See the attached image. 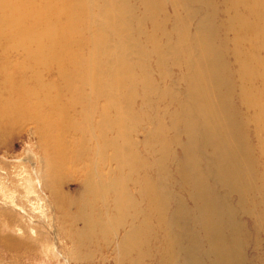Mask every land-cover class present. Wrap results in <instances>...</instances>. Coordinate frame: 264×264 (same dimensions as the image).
<instances>
[{
  "label": "bare ground",
  "instance_id": "bare-ground-1",
  "mask_svg": "<svg viewBox=\"0 0 264 264\" xmlns=\"http://www.w3.org/2000/svg\"><path fill=\"white\" fill-rule=\"evenodd\" d=\"M225 1L229 11H234L240 10L245 0ZM255 1L246 0V13L251 18L246 22L237 13L230 15L231 18L228 17L221 26L212 24L207 14L199 17L197 29L205 30L209 35L206 39H197L180 25L183 22L181 12L189 14L191 11L189 0H0V51L8 49L20 53L16 67L18 80L7 73L6 62V66L0 69L4 85L9 88H5L1 95H12L13 103L10 99L7 102L13 106L12 112L22 115L23 119L26 113L43 111L45 114L47 111L45 116L50 120L58 115L62 122L72 123L71 118L79 113L84 124L72 125L73 134L85 132V138L80 142V137L79 143L93 145L86 152L91 164L86 170L85 186L102 205L104 213L97 216V233L103 241L116 244L120 255L132 256L139 246L138 228L134 225L138 217L137 202L128 187L136 174L130 163L137 160L142 168H147V165L143 166L142 153L133 140V130L141 125V117L146 120L142 113L135 111L136 100L140 98L136 97L138 88L143 87L145 91V82H149L150 95H143L144 103H159L168 98L167 106L176 105L169 115L168 126L162 116L155 119L154 128L150 130L152 140L143 147L155 156L153 170L157 182L162 183L164 174L170 169L165 167L174 163L167 135L174 132L175 143L182 136L181 132L192 140L178 145L184 156L183 165L178 169L184 173L180 175L183 186H194L193 181L197 184L194 175L200 171V160L193 152L197 148L203 161L215 162L217 178L227 186H234L235 193L239 187H243L241 191L247 195L254 190V149H244L236 117L230 115L229 104L217 97L225 85L220 75L226 72V62L223 58L225 49L215 44V37L223 28L225 33H235L237 39L247 41L251 53L240 60L238 53L232 50L231 57L240 65L243 75L255 76L252 73V49L255 46L264 48V0L259 4ZM196 2L200 3L199 0ZM169 7L172 13L167 12ZM258 9L262 15L257 16L254 12ZM169 23H173L172 34L166 32ZM146 25L149 26L147 30ZM173 35L175 47L171 45ZM163 40L166 43H161ZM165 47L172 48L168 55ZM192 49L198 53L194 54ZM154 56H157L156 74L160 78L165 76L167 63L164 60L167 57L171 62L179 60L184 63L186 91L179 95L175 90L159 92V86L148 80L151 74L146 70L147 62ZM51 75L57 76V84L45 82ZM30 78L39 84L30 82L32 86H28ZM24 97L33 105L30 103L24 108ZM259 118L264 123V117L259 115ZM182 122L185 126L180 130ZM200 140L203 151L198 146ZM82 155L85 153L74 154L73 163L79 164ZM94 158L99 162L94 163ZM107 166H113L112 175L106 172ZM145 179L147 190L154 192L156 184ZM26 183L28 190L33 192L30 187L33 182L28 180ZM159 188L161 185L157 190ZM194 196L190 198L200 204L197 211L205 220L208 233L211 228L206 188H201V192ZM162 200L161 196L159 202L163 203ZM83 221L87 220L83 218ZM87 226L89 224L80 228L82 235L85 233L82 229ZM217 264L223 263L218 261Z\"/></svg>",
  "mask_w": 264,
  "mask_h": 264
},
{
  "label": "rangeland",
  "instance_id": "rangeland-1",
  "mask_svg": "<svg viewBox=\"0 0 264 264\" xmlns=\"http://www.w3.org/2000/svg\"><path fill=\"white\" fill-rule=\"evenodd\" d=\"M196 1L189 0L191 11L189 14L181 12L183 22L180 25L197 39H206L209 35L205 30L199 31L196 26L199 17L206 14L215 26L223 25L235 13L243 22L251 19L246 13V0L240 10L234 11H229L225 0H211L210 3L207 0ZM260 1L255 2L259 4ZM167 10L172 13L170 7ZM254 12L257 16L262 15L260 9ZM172 24L166 27V32L171 34ZM148 28L146 25L145 29ZM220 29L216 32L218 37H215V44L225 49L226 74L220 75L225 85L220 88L217 97L229 104L230 115L236 117L242 131L244 149H254V190L247 195L242 193L243 187H239L240 190L235 193L234 186H227L221 178H217L215 162L203 161L197 148L193 152L201 164L199 173L194 175L198 185L193 181L194 186H183L180 175L184 173L178 169L183 165L184 156L178 145L188 144L192 140L189 141L181 132L182 136L175 143L172 138L174 132L167 135L171 141L169 149L174 163L165 167L170 169L164 174L162 183L157 182L153 170L155 156L143 147L152 140L150 130L154 128L155 119L162 116L168 126L169 115L176 105L167 106L168 98L159 103H144L143 95H150L149 82H145V91L143 87L138 88L136 97L140 98L136 100L135 111L142 113L146 120L140 116L142 123L133 130V140L137 150L142 153L143 166L147 165V168H142L137 160H133L130 164L136 174L132 177L134 182L128 187L137 202L138 217L134 225L138 228L139 246L132 256L120 255L116 244L103 241L98 234L97 216L104 214L103 208L85 186L86 170L91 164L86 152L93 145L79 143L80 137V142L85 138V132L73 134L75 129L72 125L77 124L78 127L84 124L79 113L71 118L72 123L62 122L58 115L50 120L45 116L47 111L45 114L43 111L26 113L23 119L22 115L12 112L13 106L7 102L10 99L13 103L12 95H1L5 88H9L4 85L0 71V264H217L218 261L223 264H264V123L259 118V115L264 117V48L253 47L252 73L256 75L247 77L242 74L240 65L232 59L231 54L233 50L243 60L251 53L250 44L237 39L235 33L229 35L223 28ZM171 41L174 46V35ZM161 43L166 42L163 40ZM165 49L167 55L172 50L169 47ZM192 50L194 54L198 53ZM6 54L8 56H4ZM156 59L157 56H154L147 62L146 70L151 74L148 80L159 86V92L175 90L179 95L186 91L188 83L184 76V63L179 60L171 62L167 57L164 60L167 63L165 76L160 78L156 74ZM19 61V52L8 49L0 51V69L6 66V62L7 73L13 75L14 79H17ZM56 77L48 76L45 82L57 84ZM30 82L39 84L30 78L28 86H32ZM30 103L33 105L24 97V108ZM74 110L77 111V108ZM184 126L183 123L179 129ZM198 146L203 148L201 140ZM197 151L199 154H196ZM82 152L85 155H82L84 157L79 164L73 163L74 154ZM92 161L99 162L97 158ZM106 172L112 175L113 166H107ZM145 178L156 184L154 192L147 190ZM28 180L33 182L30 186L33 192L28 190ZM160 185L161 188L157 190ZM201 188H206L209 205L208 222L211 229L208 233L205 220L197 211L200 204L190 198L200 193ZM161 196L163 203L159 202ZM83 218L87 220L85 223ZM128 223L132 224V221ZM88 224L87 228L82 229L85 231L82 235L80 228Z\"/></svg>",
  "mask_w": 264,
  "mask_h": 264
}]
</instances>
